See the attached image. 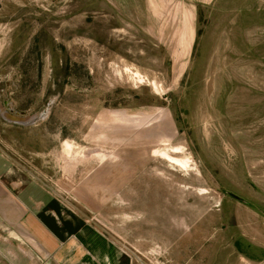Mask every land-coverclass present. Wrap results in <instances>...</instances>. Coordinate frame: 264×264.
Segmentation results:
<instances>
[{"label": "rangeland", "instance_id": "1", "mask_svg": "<svg viewBox=\"0 0 264 264\" xmlns=\"http://www.w3.org/2000/svg\"><path fill=\"white\" fill-rule=\"evenodd\" d=\"M100 3L0 0V95L19 111L45 110L29 126L0 118V146L137 264H264V129L251 140L238 131L230 144L226 125L214 122L229 98L252 96L249 75L264 92V11L256 16L263 31L251 26L258 38L237 25L228 40L230 15L216 17L219 26L198 32L204 40L190 61L163 65L161 79L118 67L100 80L108 64L93 62L101 49L86 48L84 29ZM199 16L210 19L206 10ZM123 117L133 141L125 149L113 143ZM174 147L181 153L169 154L190 168L152 155ZM122 173L123 189L115 186Z\"/></svg>", "mask_w": 264, "mask_h": 264}, {"label": "crops", "instance_id": "2", "mask_svg": "<svg viewBox=\"0 0 264 264\" xmlns=\"http://www.w3.org/2000/svg\"><path fill=\"white\" fill-rule=\"evenodd\" d=\"M100 2V9L92 15L99 17L84 28L92 35L86 48L101 49H96L93 62L98 64L99 56L102 58L100 64H108L107 69L101 71L100 80L113 79L118 67H128L148 79L163 78L160 75L163 72L158 69L168 63L189 62L193 57L192 49L199 48L204 40L198 32L219 26V18L225 23L223 19L230 15L228 26L224 28L228 40L237 39L238 33L234 31L237 25L248 30L247 37L253 31L254 22L255 31H263L256 20L257 14L264 11V2L259 0ZM237 4L241 7L236 10ZM201 10L210 15L204 24L199 23ZM216 17L219 18L213 24ZM63 28L73 29L67 25ZM258 36V33L250 34L251 38ZM124 121V117L120 119L122 124L116 128L120 130V136L113 141L123 149L125 143H133L126 141L123 134ZM160 141L164 140H155L154 144ZM125 177V173L119 175L115 186L121 184L123 189ZM0 264L137 263L128 249L96 226L88 216L74 210L37 178L17 167L10 147L0 146Z\"/></svg>", "mask_w": 264, "mask_h": 264}, {"label": "bare ground", "instance_id": "3", "mask_svg": "<svg viewBox=\"0 0 264 264\" xmlns=\"http://www.w3.org/2000/svg\"><path fill=\"white\" fill-rule=\"evenodd\" d=\"M7 1L8 0H2V3H6ZM124 72L130 73V70L128 68H125ZM248 79L250 80V82L248 83L250 84V86H252L249 89L251 91L252 96H249L246 100L244 98L239 97V99L235 101V96L229 98L226 102L228 105L223 110V118H220L218 121H214L215 126H219L222 124L226 125L227 133H225L222 138L228 140L227 142H229L230 144L233 142L236 143L235 139H237V136H234V134L238 131L251 140L253 139L252 136L253 132H255L254 130L259 131L261 129H264V92L260 88H254V86H257L255 82L259 79H257L254 75H249ZM240 80L245 81L244 78ZM230 91L234 93L235 91L237 92V89L231 88ZM258 140L259 139H257V141ZM259 146L264 147V137L260 138ZM169 151H172L174 153H181L179 147H174L172 148V150H153L152 155L168 160L169 162L180 166L181 168H190L191 161L188 158L174 157L169 154ZM204 223L205 220L201 221V224Z\"/></svg>", "mask_w": 264, "mask_h": 264}, {"label": "water", "instance_id": "4", "mask_svg": "<svg viewBox=\"0 0 264 264\" xmlns=\"http://www.w3.org/2000/svg\"><path fill=\"white\" fill-rule=\"evenodd\" d=\"M264 2V0H259ZM6 108V109H5ZM45 110L41 109L37 112H20L14 108L13 102L4 96V100L0 99V116L8 123L17 124L22 126H29L39 121L44 117Z\"/></svg>", "mask_w": 264, "mask_h": 264}, {"label": "flooded vegetation", "instance_id": "5", "mask_svg": "<svg viewBox=\"0 0 264 264\" xmlns=\"http://www.w3.org/2000/svg\"><path fill=\"white\" fill-rule=\"evenodd\" d=\"M0 99H1V101H3L4 100V96H1L0 95ZM6 109V108H5ZM17 110V109H16ZM19 111V110H18ZM20 112H22V111H20ZM0 118H1V116H0ZM1 120H3L2 118H1Z\"/></svg>", "mask_w": 264, "mask_h": 264}]
</instances>
